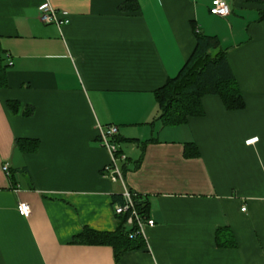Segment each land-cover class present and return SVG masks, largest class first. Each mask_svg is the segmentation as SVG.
Returning a JSON list of instances; mask_svg holds the SVG:
<instances>
[{"label":"crops","instance_id":"crops-1","mask_svg":"<svg viewBox=\"0 0 264 264\" xmlns=\"http://www.w3.org/2000/svg\"><path fill=\"white\" fill-rule=\"evenodd\" d=\"M224 1L226 17L210 14L211 0H0L11 62L0 89V264H264V0ZM45 2L67 23H42ZM196 33L218 39L244 105L206 95L201 115L163 126L155 93ZM97 125L118 128L125 187L147 198L154 222L119 263L107 245L73 242L117 226L123 187L102 172ZM218 232L234 246L218 245Z\"/></svg>","mask_w":264,"mask_h":264},{"label":"trees","instance_id":"trees-1","mask_svg":"<svg viewBox=\"0 0 264 264\" xmlns=\"http://www.w3.org/2000/svg\"><path fill=\"white\" fill-rule=\"evenodd\" d=\"M133 3V4H132ZM121 10L137 9L136 3L126 2L119 7ZM195 48L178 74L169 78L165 85L155 93L159 115L157 119L163 126H177L187 119L202 114L201 98L206 95L218 96L228 110L243 107V98L227 64L225 52L220 48L217 38L196 33ZM214 52V53H213ZM4 51L0 47V89L6 87V70L8 68ZM9 107L16 109L17 104ZM22 150L33 151L37 148L36 141H17ZM188 148L191 145L187 146ZM193 147V145H192ZM194 149V147H193ZM196 154V151H194ZM191 154V153H190ZM188 155V154H187ZM122 204V197L117 200ZM135 210L142 220L148 219L149 203L147 198L137 195L134 198ZM129 214L117 217L116 230L112 233H97L89 229L73 238L74 243L87 245H107L113 249L114 259L119 263L121 257L132 250L145 247V240L136 234V224L127 226ZM218 245L234 246L233 239H225Z\"/></svg>","mask_w":264,"mask_h":264},{"label":"built area","instance_id":"built-area-1","mask_svg":"<svg viewBox=\"0 0 264 264\" xmlns=\"http://www.w3.org/2000/svg\"><path fill=\"white\" fill-rule=\"evenodd\" d=\"M39 10V19L44 24H55L56 26L60 27L67 23L66 14L60 13L62 18L59 17V12L53 9L49 3L45 2L41 4L38 8ZM209 12L213 16L218 17H226L229 15L230 10L228 5L224 0H211V6ZM9 66L11 62L8 63ZM118 132V128L114 125L109 126H99L97 125V136L100 141V145L105 148L109 154V163L103 168V174L108 177L112 182H119L122 187L123 191L121 193L122 197V204H114L113 205V213L115 216L124 215L128 213L129 217L127 218V226L132 227L134 223L136 224L137 230L136 234L141 235L144 237V230L146 227H153L154 222L151 219L142 220L138 216L135 210L134 198L137 197L136 193L130 192L124 184L123 176L121 169L118 165L119 162H123L127 160V156L118 150L117 145L115 144L114 138L116 137ZM258 139L250 138L245 141L246 145L253 144ZM3 171L6 175L9 176V169L8 165L5 164L3 166ZM17 190V188L13 189ZM245 211V208L241 209ZM17 213L24 218H27L30 213V207L27 203L20 202L16 206Z\"/></svg>","mask_w":264,"mask_h":264}]
</instances>
